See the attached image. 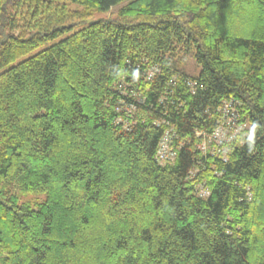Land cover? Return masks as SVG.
<instances>
[{
    "label": "trees",
    "instance_id": "trees-1",
    "mask_svg": "<svg viewBox=\"0 0 264 264\" xmlns=\"http://www.w3.org/2000/svg\"><path fill=\"white\" fill-rule=\"evenodd\" d=\"M0 264H264V0H0Z\"/></svg>",
    "mask_w": 264,
    "mask_h": 264
},
{
    "label": "rangeland",
    "instance_id": "rangeland-1",
    "mask_svg": "<svg viewBox=\"0 0 264 264\" xmlns=\"http://www.w3.org/2000/svg\"><path fill=\"white\" fill-rule=\"evenodd\" d=\"M124 4H127V3H122V4H119V5H116L115 7H113L109 11H98L95 14H93L92 16L88 17L87 19H84L83 21L74 22V23H77L75 25V27L70 29L67 33L62 34L59 38H57V40L66 37L67 35H69L70 33H72L73 31H75L77 29H80V28L88 26L93 21H97L99 19H108V18L116 16L118 14L119 9ZM66 5L71 10H81V11L84 10V7L82 5H80V4H77V3H68ZM50 44H52V42L48 43L44 47H46V46H48ZM186 65H187L186 68H187V70L189 72H191L193 74H197L198 72H200L201 67L199 65H197L196 61L192 57H190V58L187 57L186 58ZM155 67L159 69L158 66H155ZM151 74L153 76V73H151ZM235 103H236V106H235L234 110L239 112L240 111V109L238 108L239 107V103H237L236 101H235ZM228 115H229V117L224 121V123L227 124L226 121L228 122L229 125L227 127L229 128L230 135H233L234 139H236L237 136L240 134V132L245 128V124L241 122V117H239V120H237L238 122L235 121L233 123L234 120L230 117V116H232V114L228 113ZM221 139L225 140V141H229L230 140V139H227V137L223 136V134H221ZM229 143H231V142H229ZM166 147L170 148L168 142L164 143V148H166ZM227 148L228 147L225 146V150ZM45 197L46 196L44 194H30V195L21 196L20 197V199H21L20 201H21V203L28 202V203H31V204L36 206V205L42 203L45 200Z\"/></svg>",
    "mask_w": 264,
    "mask_h": 264
},
{
    "label": "built area",
    "instance_id": "built-area-1",
    "mask_svg": "<svg viewBox=\"0 0 264 264\" xmlns=\"http://www.w3.org/2000/svg\"><path fill=\"white\" fill-rule=\"evenodd\" d=\"M230 104H232V102H230L226 105L225 112L232 114V116H230V117L234 120L233 121V123H234L235 121L239 120V117H238V114L236 115L235 110H233V112H230V109H229ZM226 123L227 124H225L223 121L212 134H204V141L200 144L203 151L208 152L212 149V153H220L221 150H224V153H226L227 149L225 150L224 144L232 142L234 139V136L230 135L229 128L227 127L229 124L227 121H226ZM221 134H223V136L227 137V139H230V140L229 141L222 140ZM198 135L201 136V133H198ZM165 142H168L169 147H170L169 139L165 140ZM164 143H163L162 148L159 152V156H160L161 160H166L167 158H174L176 155L175 151L174 150L172 151L170 148H167V147L164 148ZM225 159H227L226 156H225ZM203 191H204V194H208L207 189L206 190L204 189ZM203 191H202V193H203Z\"/></svg>",
    "mask_w": 264,
    "mask_h": 264
}]
</instances>
